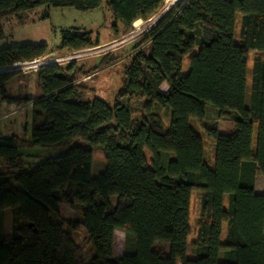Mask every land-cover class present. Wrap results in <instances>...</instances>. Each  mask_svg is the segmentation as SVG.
I'll return each instance as SVG.
<instances>
[{"label":"trees","instance_id":"1","mask_svg":"<svg viewBox=\"0 0 264 264\" xmlns=\"http://www.w3.org/2000/svg\"><path fill=\"white\" fill-rule=\"evenodd\" d=\"M166 2L109 0L114 31L151 18ZM100 5L0 0V16L45 7L47 18L51 8L90 12ZM99 44L91 31L64 28L54 50ZM54 50L47 43L0 47V104L32 102L29 141L0 133V264H264V192L255 188L258 175L264 180V0H179L141 36L113 104L85 97L74 61L34 67L39 96L9 93L8 82L27 62ZM156 104L169 109L166 129ZM208 106L233 129L208 123ZM204 136L215 144L212 165ZM76 140L87 145H72ZM25 143L67 150L25 167ZM93 147L104 151L97 177ZM61 203L79 208L81 219L65 221ZM65 223L86 228L94 247L89 262ZM117 229L134 237V251L113 255Z\"/></svg>","mask_w":264,"mask_h":264},{"label":"rangeland","instance_id":"2","mask_svg":"<svg viewBox=\"0 0 264 264\" xmlns=\"http://www.w3.org/2000/svg\"><path fill=\"white\" fill-rule=\"evenodd\" d=\"M109 0H101V5L98 9L90 12H81L72 7H56L51 8L49 17L43 18L46 10L45 7H38L34 10L23 13L19 18L17 15L6 17L0 16V24L3 27L4 35L0 38V47L5 45H19L23 43H47L54 50L60 43V30L64 28H78L87 30L93 33V37H99L100 44L91 48L74 50H54L51 51L45 58L38 61L23 62L26 63V68L21 72H26L29 75L35 70L34 67L46 62H57L62 66H67L71 62H75L77 67H81L84 74L79 77V81L85 83L87 99L100 98L111 104L115 102L118 89L122 85L124 71L129 65L132 55L135 52V47L138 44L143 33L153 26L157 19L165 15L179 0H167L163 8L154 16L147 20H137L133 23L131 29L126 30L121 23L117 25V31H114L113 24L115 22L112 13L107 7ZM25 22L20 24L21 20ZM253 53H250L249 66H251ZM106 59V61H105ZM106 62V63H104ZM41 63V64H40ZM187 65V63H185ZM36 67V68H37ZM187 67V66H186ZM20 85L23 88L20 89ZM167 84L162 85L163 89L167 88ZM7 88L9 93L16 95L23 91L25 96H39L40 89L38 86L37 76L30 78L17 74L11 81L8 82ZM207 122H218L221 132L230 131L233 129V122L219 120L216 116V111L208 106ZM14 111V112H13ZM154 112L160 113L163 118L164 128L170 125V113L168 107L162 108L156 104ZM10 113L9 116L5 114ZM135 115H139L138 112ZM32 129V107L26 105H18L15 103L2 102L0 104V133L3 136L18 135L22 140L29 141L31 138ZM198 131L202 133V129ZM205 141V156L212 165L214 162V142L204 136ZM87 145L86 142L76 140L72 143ZM93 165L92 177H97L105 168L104 151L101 148L93 147ZM67 149L64 147L52 146L44 147L40 145H31L28 143L21 144L20 151L23 156V164L25 167L33 166L35 163L42 161L44 158L62 154ZM148 160H151V153L148 149L145 150ZM263 181V182H262ZM264 180L261 175L256 179V191H262ZM195 200V192L193 193ZM115 201L116 198L112 197ZM60 215L65 221H79L81 219V210L74 208L67 203L59 205ZM192 234L190 239L195 234V225L198 217V206H192ZM54 221H59L56 216H53ZM10 211L8 210L4 217L5 235L10 234ZM64 228L68 229L71 237L78 245L81 255L85 262H89L94 254L93 242L91 241L86 228L83 225L70 227L65 223ZM135 239L132 235L124 230L117 229L114 234L113 255L119 256L130 253L135 250ZM159 248L165 249L164 244H159ZM191 250V248H188ZM190 252V251H189ZM178 264H180L178 262Z\"/></svg>","mask_w":264,"mask_h":264},{"label":"crops","instance_id":"3","mask_svg":"<svg viewBox=\"0 0 264 264\" xmlns=\"http://www.w3.org/2000/svg\"><path fill=\"white\" fill-rule=\"evenodd\" d=\"M21 75L24 76V77H28V78H30L31 76H35V75H36V72L34 71V72H33L32 74H30V75H29L28 73H26V72H21ZM36 76H37V75H36ZM15 77H16V76H15ZM11 80H12V79H11ZM11 80H10V81H11ZM19 87H20V89L23 88L22 85H20ZM8 91H9V90H8ZM19 93H20V94H23V91H20ZM19 93H18V94H19ZM28 97H33V96H28ZM15 104H17V103H15ZM18 105H19V104H18ZM25 105H26V106H31V105H32V102L27 103V104H25ZM208 109H209V108H208ZM13 112H14V111H13ZM9 114H10V113H7V114H5V116H7V115L9 116ZM215 114H216V113H215ZM215 117H216V116H215ZM219 120H220V119H219ZM17 136H18V135H17ZM19 137H20V136H19ZM20 138H21V137H20ZM26 141H27V140H26ZM262 182H263V181H262ZM263 185H264V183H263ZM256 192H258V193H263V192H264V186H263L262 191H256ZM7 212H8V210L5 211V216H6ZM10 219H11V214H10ZM10 223H11V221H10Z\"/></svg>","mask_w":264,"mask_h":264}]
</instances>
